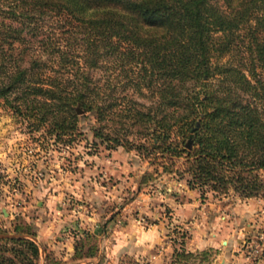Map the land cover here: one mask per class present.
I'll return each instance as SVG.
<instances>
[{"label": "trees", "instance_id": "trees-1", "mask_svg": "<svg viewBox=\"0 0 264 264\" xmlns=\"http://www.w3.org/2000/svg\"><path fill=\"white\" fill-rule=\"evenodd\" d=\"M49 13L54 42L37 35ZM240 33L248 63L232 55ZM256 68L264 0H0V99L14 114L59 140L91 115L110 148L183 158L191 189L264 196V89L245 74ZM39 251L27 228L0 231V264H37Z\"/></svg>", "mask_w": 264, "mask_h": 264}, {"label": "rangeland", "instance_id": "rangeland-1", "mask_svg": "<svg viewBox=\"0 0 264 264\" xmlns=\"http://www.w3.org/2000/svg\"><path fill=\"white\" fill-rule=\"evenodd\" d=\"M36 19L38 39L54 42L58 18ZM240 35L232 55L248 63ZM245 74L264 89L259 68ZM31 125L0 99V231L34 233L37 264H264V196L244 198L231 186L226 194L191 189L183 158L171 164L158 154L155 163L152 155L110 148L93 136L91 115L60 140Z\"/></svg>", "mask_w": 264, "mask_h": 264}, {"label": "crops", "instance_id": "crops-1", "mask_svg": "<svg viewBox=\"0 0 264 264\" xmlns=\"http://www.w3.org/2000/svg\"><path fill=\"white\" fill-rule=\"evenodd\" d=\"M56 200V199H55ZM50 202H51V200H50ZM191 207H192V205H191ZM135 240V239H134ZM133 246V247H132ZM131 247H128V249H116V250H119L120 252H124V253H126L127 251L126 250H128V251H132L133 249H135L136 247H135V245H132ZM202 246V245H201ZM204 246V245H203ZM39 247H40V249H41V245H39ZM54 247V246H53ZM145 247L146 246H143V248H141V252H143V249H145ZM200 247V245L198 246L197 245V248H199ZM73 248V247H72ZM235 248V245H229V249H234ZM138 249V248H137ZM146 250V249H145ZM135 251V250H134ZM118 252V251H117Z\"/></svg>", "mask_w": 264, "mask_h": 264}, {"label": "water", "instance_id": "water-1", "mask_svg": "<svg viewBox=\"0 0 264 264\" xmlns=\"http://www.w3.org/2000/svg\"><path fill=\"white\" fill-rule=\"evenodd\" d=\"M190 144H191V141H189V142H188V144H187V147H189V146H190Z\"/></svg>", "mask_w": 264, "mask_h": 264}]
</instances>
